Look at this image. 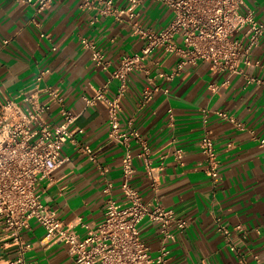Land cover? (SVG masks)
I'll return each instance as SVG.
<instances>
[{
  "label": "crops",
  "instance_id": "1",
  "mask_svg": "<svg viewBox=\"0 0 264 264\" xmlns=\"http://www.w3.org/2000/svg\"><path fill=\"white\" fill-rule=\"evenodd\" d=\"M242 11L250 10L264 21V0H244ZM53 0L40 15L28 4L0 0V103L29 91L37 75L49 70L42 86L60 91L66 108L82 130L76 140L91 146L97 163L75 149L71 142L63 146L66 160L53 173L52 185L38 189L43 203L65 223L80 218L90 228L104 221L107 182L113 184V197L122 202L121 162L126 153L123 145L109 136L108 111L104 102L88 105L95 90L107 85V95L115 96L118 82L109 81V72L101 71L90 61L81 38L97 43L115 69L123 56L139 53L144 46L133 30H161L173 19L164 4L146 0L137 6L135 17L128 13L102 15L106 5L101 0ZM113 9L127 10L128 0H114ZM42 35H45L43 37ZM9 40L7 45L3 41ZM180 41V38H176ZM179 59L157 50L144 62V69L129 75L121 101L120 122L123 130L140 132L150 148V158L159 174L157 196L161 204L188 222L183 234L169 243V264H264V36L253 51L252 65L233 75L227 85L224 73H215L210 64L198 62L177 71ZM211 85L219 86L213 91ZM151 99L144 97L153 91ZM167 91V92H166ZM41 101H46L44 96ZM225 112L244 130L217 116ZM47 119L61 123L54 103ZM204 120L207 123L204 124ZM208 129L219 159V179L206 175V165L199 142ZM182 150L183 159L175 151ZM134 174L131 185L145 200L154 196L141 148L132 143ZM105 168L106 172L102 170ZM230 229L237 225L244 232H233L237 253L229 250L227 239L217 232V224ZM140 233L153 255L159 249L158 225L148 220L140 224ZM259 230V233L257 231ZM75 232L84 237L80 226ZM32 244L27 259L32 264H76L64 243L44 240V230L32 222L24 233ZM257 256L258 260L253 257ZM17 258L14 245L0 251V264H12Z\"/></svg>",
  "mask_w": 264,
  "mask_h": 264
},
{
  "label": "built area",
  "instance_id": "2",
  "mask_svg": "<svg viewBox=\"0 0 264 264\" xmlns=\"http://www.w3.org/2000/svg\"><path fill=\"white\" fill-rule=\"evenodd\" d=\"M53 0H15L18 4H28L35 8L36 14L45 11ZM146 0H128L130 7L125 11L114 10V0H101L106 8L102 15L134 12ZM167 6L173 13L172 21L161 30L133 25L134 32L144 40L139 53L125 55L119 65L111 70V63L96 42L81 38V44L89 53L93 65L109 72V81H117L118 88L114 97L107 95V85L95 90L92 98H85L88 105L104 102L108 111L110 138L125 147L126 153L121 162L123 181L121 184L122 202L113 197V184L107 182L104 194L107 196L104 221L97 228H90L80 218L65 223L57 213L43 203L38 189L53 184V173L66 160L62 158L64 144L71 142L75 149L85 154L93 163L97 156L90 145L79 144L76 136L82 130L75 128L77 115L69 111L60 91L42 86L49 70L41 71L33 88L20 93L15 99L0 103V251L15 246L17 258L12 264H32L27 254L33 250L24 233L36 222L44 230V240L50 243H64L76 264H169L168 245L183 234L188 222L176 216L171 209L165 208L156 194L159 174L152 164L150 148L140 132L131 128L123 130L120 122L121 101L127 89L129 75L144 69V62L157 50L164 55L179 59L177 71L168 76L172 80L186 65L198 62L210 64L215 73H224L227 85L233 75L243 73L252 65L253 51L260 45L264 36V21L255 18L252 11L243 12L244 0H154ZM89 5L90 0H84ZM45 37V35H42ZM179 37L180 41L176 38ZM4 45L9 40L3 41ZM264 85V81L251 80ZM213 91L219 86L211 85ZM153 91H146L149 100ZM167 92V91H166ZM44 96L46 101H41ZM58 106L61 123L53 125L47 119L52 104ZM219 118L234 124L238 129L245 128L225 112L216 113ZM207 120H204V124ZM132 143L141 148L138 158L143 160L154 196L145 200L132 187L134 156ZM264 147V139L260 140ZM200 152L206 165V175L214 183L219 179V159L210 132L205 128L199 142ZM176 159H183L182 150L175 151ZM102 168V167H101ZM104 173L105 168H102ZM160 170V169H159ZM148 220L158 225L160 234L159 249L153 255L140 233V224ZM77 226L87 230L84 237L75 232ZM244 232L239 224L230 229L217 224V232L228 241L231 252L237 253L233 244V232ZM259 233V230L257 231ZM258 260L257 256L253 257ZM240 264H246L239 257Z\"/></svg>",
  "mask_w": 264,
  "mask_h": 264
}]
</instances>
